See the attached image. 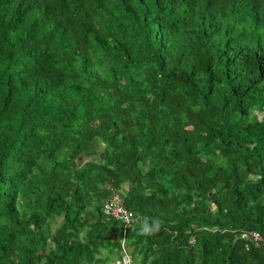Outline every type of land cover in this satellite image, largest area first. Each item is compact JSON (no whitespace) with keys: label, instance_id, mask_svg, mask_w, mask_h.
<instances>
[{"label":"trees","instance_id":"obj_1","mask_svg":"<svg viewBox=\"0 0 264 264\" xmlns=\"http://www.w3.org/2000/svg\"><path fill=\"white\" fill-rule=\"evenodd\" d=\"M123 254L264 264V0H0V264Z\"/></svg>","mask_w":264,"mask_h":264},{"label":"built area","instance_id":"obj_2","mask_svg":"<svg viewBox=\"0 0 264 264\" xmlns=\"http://www.w3.org/2000/svg\"><path fill=\"white\" fill-rule=\"evenodd\" d=\"M102 212L106 217L120 221L126 228L130 226L133 220V214L115 200L105 203ZM252 236L254 240L259 239L257 234H252ZM112 264H131V258L128 254H123L121 259L116 260Z\"/></svg>","mask_w":264,"mask_h":264},{"label":"clouds","instance_id":"obj_3","mask_svg":"<svg viewBox=\"0 0 264 264\" xmlns=\"http://www.w3.org/2000/svg\"><path fill=\"white\" fill-rule=\"evenodd\" d=\"M159 226H160V221H158V220H154V222H153V227L150 229L149 227H147V226H144L142 229H141V231H142V233H144V234H149L150 232H152V231H158L159 230Z\"/></svg>","mask_w":264,"mask_h":264}]
</instances>
